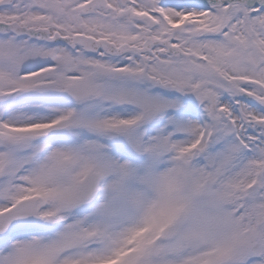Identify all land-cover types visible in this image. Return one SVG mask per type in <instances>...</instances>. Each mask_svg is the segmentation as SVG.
Returning <instances> with one entry per match:
<instances>
[{
  "label": "snow or ice",
  "instance_id": "snow-or-ice-1",
  "mask_svg": "<svg viewBox=\"0 0 264 264\" xmlns=\"http://www.w3.org/2000/svg\"><path fill=\"white\" fill-rule=\"evenodd\" d=\"M0 264H264V0H0Z\"/></svg>",
  "mask_w": 264,
  "mask_h": 264
}]
</instances>
